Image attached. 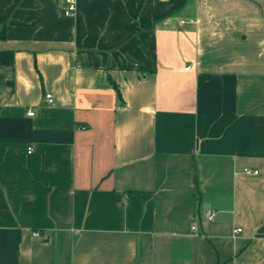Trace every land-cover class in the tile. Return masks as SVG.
<instances>
[{
    "label": "crops",
    "instance_id": "crops-1",
    "mask_svg": "<svg viewBox=\"0 0 264 264\" xmlns=\"http://www.w3.org/2000/svg\"><path fill=\"white\" fill-rule=\"evenodd\" d=\"M74 1L0 0V264H264V0Z\"/></svg>",
    "mask_w": 264,
    "mask_h": 264
},
{
    "label": "built area",
    "instance_id": "built-area-1",
    "mask_svg": "<svg viewBox=\"0 0 264 264\" xmlns=\"http://www.w3.org/2000/svg\"><path fill=\"white\" fill-rule=\"evenodd\" d=\"M77 11V5H76V2L74 0H70L69 4H68V7L66 8L65 10V15L66 16H73ZM189 69V68H188ZM47 99L49 101H51V95H47ZM29 116H34V113L33 112H29L28 114ZM32 152V149H29L28 153H31ZM246 173L247 174H258L259 172L258 171H251V170H246ZM215 217V212L214 211H209L207 214H206V219L208 221H212ZM197 226H194L193 229L196 230ZM238 232H241V229H238L237 230ZM34 236L36 238L39 237V233L36 232L34 233Z\"/></svg>",
    "mask_w": 264,
    "mask_h": 264
},
{
    "label": "trees",
    "instance_id": "trees-1",
    "mask_svg": "<svg viewBox=\"0 0 264 264\" xmlns=\"http://www.w3.org/2000/svg\"><path fill=\"white\" fill-rule=\"evenodd\" d=\"M4 37V33H0V38ZM0 64L12 66L14 64V52L11 50L0 51Z\"/></svg>",
    "mask_w": 264,
    "mask_h": 264
}]
</instances>
